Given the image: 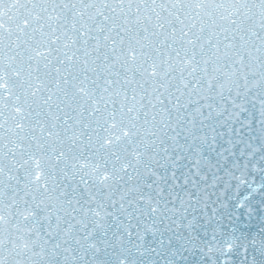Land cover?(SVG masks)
I'll list each match as a JSON object with an SVG mask.
<instances>
[{
  "label": "snow or ice",
  "instance_id": "1",
  "mask_svg": "<svg viewBox=\"0 0 264 264\" xmlns=\"http://www.w3.org/2000/svg\"><path fill=\"white\" fill-rule=\"evenodd\" d=\"M262 181L264 0H0V264H264Z\"/></svg>",
  "mask_w": 264,
  "mask_h": 264
},
{
  "label": "water",
  "instance_id": "2",
  "mask_svg": "<svg viewBox=\"0 0 264 264\" xmlns=\"http://www.w3.org/2000/svg\"><path fill=\"white\" fill-rule=\"evenodd\" d=\"M257 180L260 181L261 178L257 177ZM264 182V181H262ZM248 191L247 188H242L239 195L243 196ZM253 208L255 209V213L253 217L245 218V213L243 209H235V201H229L227 209H223L221 215L227 217L229 213L235 211L239 215L238 220H234L233 226L235 227L237 232L240 233H248L251 234L256 232L260 227V221L264 219V212L261 211V205L264 204V200H261L259 197H253L252 201H250ZM227 229H225V235L221 238V243L227 237ZM217 261H219V257H217ZM239 261V256H234V264ZM203 264H209L207 258H205Z\"/></svg>",
  "mask_w": 264,
  "mask_h": 264
}]
</instances>
